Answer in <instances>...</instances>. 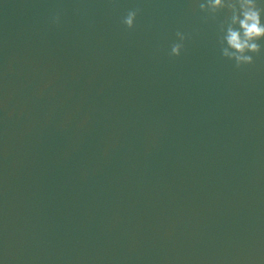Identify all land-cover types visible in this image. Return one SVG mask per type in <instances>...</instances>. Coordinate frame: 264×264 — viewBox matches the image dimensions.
<instances>
[{"label": "water", "instance_id": "95a60500", "mask_svg": "<svg viewBox=\"0 0 264 264\" xmlns=\"http://www.w3.org/2000/svg\"><path fill=\"white\" fill-rule=\"evenodd\" d=\"M201 3L0 0V264H264V39Z\"/></svg>", "mask_w": 264, "mask_h": 264}, {"label": "clouds", "instance_id": "9594fccd", "mask_svg": "<svg viewBox=\"0 0 264 264\" xmlns=\"http://www.w3.org/2000/svg\"><path fill=\"white\" fill-rule=\"evenodd\" d=\"M237 4L239 7H237ZM200 9L212 14L228 8L232 15L226 29L221 27L224 35L221 38L223 57L234 60L239 69L244 65L254 63L253 54H260L262 49L258 41L264 39V21H262V12L256 0H207V3H201ZM140 9L129 10L123 18V24L128 29L135 27L136 19ZM54 22L59 23V16L54 17ZM176 36L182 42L187 37L182 32H177ZM226 45V46H224ZM183 43H174L171 46L170 55L179 57L181 55Z\"/></svg>", "mask_w": 264, "mask_h": 264}]
</instances>
